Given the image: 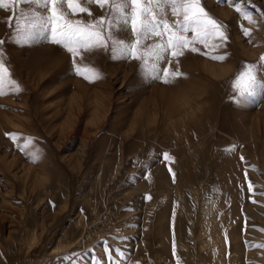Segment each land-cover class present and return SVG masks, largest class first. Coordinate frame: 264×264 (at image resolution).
<instances>
[{
	"label": "rangeland",
	"instance_id": "1",
	"mask_svg": "<svg viewBox=\"0 0 264 264\" xmlns=\"http://www.w3.org/2000/svg\"><path fill=\"white\" fill-rule=\"evenodd\" d=\"M0 264H264V0H0Z\"/></svg>",
	"mask_w": 264,
	"mask_h": 264
},
{
	"label": "bare ground",
	"instance_id": "2",
	"mask_svg": "<svg viewBox=\"0 0 264 264\" xmlns=\"http://www.w3.org/2000/svg\"><path fill=\"white\" fill-rule=\"evenodd\" d=\"M214 205L215 203L212 204L209 201H205L199 216L201 219L207 218V225L212 227L208 238L210 251L215 258L225 261L226 240L223 233L217 229L216 225L217 215H224V212L219 213L220 211H215L216 206Z\"/></svg>",
	"mask_w": 264,
	"mask_h": 264
}]
</instances>
